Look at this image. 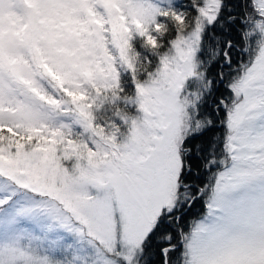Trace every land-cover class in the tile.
Here are the masks:
<instances>
[{
  "label": "snow or ice",
  "instance_id": "obj_1",
  "mask_svg": "<svg viewBox=\"0 0 264 264\" xmlns=\"http://www.w3.org/2000/svg\"><path fill=\"white\" fill-rule=\"evenodd\" d=\"M0 264H264V0H0Z\"/></svg>",
  "mask_w": 264,
  "mask_h": 264
},
{
  "label": "trees",
  "instance_id": "obj_2",
  "mask_svg": "<svg viewBox=\"0 0 264 264\" xmlns=\"http://www.w3.org/2000/svg\"><path fill=\"white\" fill-rule=\"evenodd\" d=\"M193 213H197V212H199L200 211V208H199V206H196L195 208H193Z\"/></svg>",
  "mask_w": 264,
  "mask_h": 264
}]
</instances>
